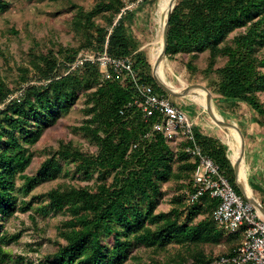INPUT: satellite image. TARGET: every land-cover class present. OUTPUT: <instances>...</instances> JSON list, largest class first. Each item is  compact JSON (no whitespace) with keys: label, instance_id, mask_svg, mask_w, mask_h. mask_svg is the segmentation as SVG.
<instances>
[{"label":"trees","instance_id":"1","mask_svg":"<svg viewBox=\"0 0 264 264\" xmlns=\"http://www.w3.org/2000/svg\"><path fill=\"white\" fill-rule=\"evenodd\" d=\"M9 4L0 0V12L8 10ZM126 5L125 0H100L89 10L80 8L73 26L85 42L76 48L52 45L45 52L31 50L29 65L38 82L29 84L30 69L19 66L20 82L26 84L20 98L7 102L14 90L0 77V105L4 104L0 108V262L10 257L5 245L21 236L8 233L3 219L17 210H30L41 197L46 199L40 208L45 215L67 216L57 228V236L65 243H58L57 250L46 257L49 264H126L131 260L139 264L143 261L139 250L158 253L170 245L183 250L175 252L170 261L152 258L143 264H207L211 257L206 246L228 245L222 254L228 255L240 242L239 233L225 237L207 216L218 203L216 199L204 195L198 202L186 203L184 191L194 164L183 151V142L174 146L159 131L144 137L157 117L145 122L137 107L128 106L137 95L132 77L103 79L99 63L91 61L68 69L85 48L98 54L106 50L114 58L131 56L136 78L167 95L154 79L146 54L128 32L134 10L124 11ZM262 49L264 0H178L171 13L167 55H186L192 71H198L196 63L204 55L203 71L218 76L212 88L206 87L219 95L214 101L225 120L234 118L235 112L222 108L224 102L233 109L246 105L253 112L251 119L239 116L237 120L245 151L256 129L264 142V102L259 96L264 92ZM81 96L87 118L74 129L89 146L75 138L62 140L56 149L47 150L35 173L27 174L35 156L33 146ZM194 132L204 152L219 164L237 191L228 145L197 126ZM262 149L264 153L263 143ZM245 161L251 163L248 157ZM71 175L95 182L84 186L62 183L18 204L20 193ZM247 178L252 190L261 194L264 206V171L254 165ZM17 179L22 181L20 186ZM168 182L177 185L173 206L158 212L163 185ZM199 216L203 218L196 220Z\"/></svg>","mask_w":264,"mask_h":264},{"label":"rangeland","instance_id":"2","mask_svg":"<svg viewBox=\"0 0 264 264\" xmlns=\"http://www.w3.org/2000/svg\"><path fill=\"white\" fill-rule=\"evenodd\" d=\"M7 1L10 3L8 10L0 12V77L14 90L12 93L13 95L22 86H26V84H21L20 82L21 71L19 70V66H27L30 69L31 81L29 84L38 82L37 79L34 78L35 73L29 65V59L32 55L30 51L45 52L46 46L52 45H54L55 48L59 47V45L65 48L78 47L84 41V37L76 33L73 26V18L79 12L80 8L89 10L100 0ZM162 1L163 0H125L127 5L124 11L134 10V17L128 22V32L136 41L139 50L146 54L151 64L152 74L153 63L148 57L145 46L150 42L153 36V30H156L158 27V10ZM177 1L178 0H176L175 5ZM97 22H101V20L98 18ZM81 52L98 54L97 51H90L86 48L81 50ZM261 53L264 54V49H262ZM162 62L165 78L177 89H182L187 85L195 83H201L212 88L218 80V76L214 72L209 73L203 71L206 66L203 54L196 63L199 68L198 71H192L187 67V56L184 54H178L175 57L166 55ZM219 64H222V61H220ZM211 94L212 106L214 110L220 114L219 107L214 101L219 95L216 93ZM259 96L264 102V92L259 93ZM167 97L173 103L183 108L187 115L195 121V126L201 128L204 134L219 138L226 144L225 131H227V129L214 123L205 108L196 103L190 94L182 97H174L167 93ZM84 101L85 97L81 96L69 113L63 115L53 126L44 131L41 139L32 148L35 156L26 171L27 174L35 173L40 163L47 157V150L56 149L62 140L75 138L78 142L81 141L86 146H89L85 138L74 129L87 118L83 112ZM220 106L228 112H235L234 118L226 121L236 123L237 125H239L237 122L239 116L244 119H251L253 113L249 107L243 104L238 105L235 109L231 108V106L225 102L220 104ZM239 123L241 124L242 122ZM261 134L262 132L256 129L254 134L248 138L251 146L246 150L247 152L245 151L244 161L245 158L248 157L251 163H246L245 161L247 175L253 169L254 165L258 167L259 171H264V153L262 149V143L264 144V142L261 139ZM259 154L262 155L259 156ZM94 182L95 179L85 181L77 176H61L54 181L41 182L30 193H20L18 204H20L19 202L21 199L33 200V197L45 194L52 187L62 183L84 186L86 184L92 185ZM21 183L22 181L17 179V186H20ZM176 188L177 185L174 182H168L163 185L164 194L157 209L158 212H167L172 208L173 203L171 199ZM237 192L242 194L239 187ZM252 192L254 197L261 201V194L254 190H252ZM45 200V198L41 197L33 202L30 210L26 212L17 210L14 215L3 219L4 229L8 233L11 235L20 233L21 236L18 241L5 245V250L9 253L10 257L4 262H0V264H49L46 261V257L57 250L58 243H65L63 239L57 236V228L67 216L64 214H59L55 217L50 214L45 215L40 209L41 206L46 203ZM207 216L211 217V212H209ZM201 218H203V216H199L196 220H200ZM239 234L240 238H238L239 240L237 242L241 241L240 239L243 237V233ZM227 246L228 245L224 244L214 247L206 246L205 251L212 258L215 255L223 254L228 248ZM178 250H183V248L177 245H170L166 251H159L158 253L141 249L138 251V254L143 261L139 262V264H143L145 261L149 262L152 258L162 262L170 261L174 258V254ZM18 256L24 257V260L21 261ZM33 259H35L36 263L32 262ZM126 264L138 263L131 260ZM172 264L174 263L172 262Z\"/></svg>","mask_w":264,"mask_h":264},{"label":"built area","instance_id":"3","mask_svg":"<svg viewBox=\"0 0 264 264\" xmlns=\"http://www.w3.org/2000/svg\"><path fill=\"white\" fill-rule=\"evenodd\" d=\"M86 61L99 63L103 79L123 80L126 76L132 77L137 95L128 106L137 107L142 112L145 122L157 117L144 137H150L153 132L159 131L174 146L183 142V151L194 164L189 186L184 191L186 203L198 202L204 195L216 199L218 203L211 217L223 235L226 237L243 233L241 241L233 247L230 254L215 255L207 264H264V216L256 206L245 199L243 194L235 190L219 164L204 152L195 137V121L167 95L156 92L150 83L141 82L136 78L131 56L114 58L106 50L102 54L81 52L69 71ZM25 88L26 86L20 88L7 99V102L20 98ZM3 106L4 104H1L0 108ZM133 147H137V144Z\"/></svg>","mask_w":264,"mask_h":264},{"label":"bare ground","instance_id":"4","mask_svg":"<svg viewBox=\"0 0 264 264\" xmlns=\"http://www.w3.org/2000/svg\"><path fill=\"white\" fill-rule=\"evenodd\" d=\"M171 5H172V0H163L161 2L159 6V10H158V19H157L158 27L156 30H153V36L150 42L145 46V48L147 49L148 56L151 59V62L153 64L163 51V45H164L163 31H164V26L167 20V16L169 14V11L171 10ZM155 74L157 77L160 78V80L165 82L169 87H171L175 91L180 90V89L175 88L165 78L164 71H163V62H161L160 65L157 67ZM190 95L192 99L196 101V103L205 107L206 98H207V92L205 90L201 88H197ZM226 129H227V131H225L226 132V144L228 145V148H229V158L232 161V163H235L241 156V136L239 132L234 128H226ZM239 170H240L239 180L243 184L246 194L249 197L253 198L254 195L252 192V188L250 187L247 181V171H246L244 159L242 160L240 164Z\"/></svg>","mask_w":264,"mask_h":264},{"label":"water","instance_id":"5","mask_svg":"<svg viewBox=\"0 0 264 264\" xmlns=\"http://www.w3.org/2000/svg\"><path fill=\"white\" fill-rule=\"evenodd\" d=\"M175 2H176V0H172L171 10L169 11V14L167 16V20H166V23H165V26H164V31H163V42H164L163 51H162V53L159 55V57L156 59V61L153 64V76H154V79L156 80L157 84L165 92H167L170 96H174V97H182V96L189 95L197 88H201V89H203V90H205L207 92L206 105H205L204 108H205L206 112L208 113V115L210 116V118L212 119V121L214 123H216L220 127L236 129L239 132L240 136H241V156L235 163H233L236 183H237L238 187L241 189L242 194L245 197V199L248 200L249 202H251L254 206H256L258 208V210L261 212V214L264 216V206L261 204L259 199H255L254 197L251 198V197H249L246 194L244 186L239 180V172H240L239 167H240V164H241L242 160L244 159L245 146H246V141H245L243 132L240 129V127L236 123L228 122V121L224 120V118L220 114H217V112L214 110V108L212 106V94H211V91L209 89H207V87L205 85H203L201 83H195V84L187 85V86L183 87L182 89H180L179 91H175L174 89L169 87L165 82L160 80V78L157 77L156 74H155V71L157 70V67L160 65V63L163 61L164 57L167 55L170 16H171V13H172V11H173V9L175 7Z\"/></svg>","mask_w":264,"mask_h":264},{"label":"crops","instance_id":"6","mask_svg":"<svg viewBox=\"0 0 264 264\" xmlns=\"http://www.w3.org/2000/svg\"><path fill=\"white\" fill-rule=\"evenodd\" d=\"M196 125V124H195ZM212 128V127H211Z\"/></svg>","mask_w":264,"mask_h":264}]
</instances>
